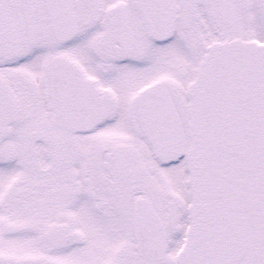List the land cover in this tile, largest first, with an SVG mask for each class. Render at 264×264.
<instances>
[{"label":"snow or ice","instance_id":"snow-or-ice-1","mask_svg":"<svg viewBox=\"0 0 264 264\" xmlns=\"http://www.w3.org/2000/svg\"><path fill=\"white\" fill-rule=\"evenodd\" d=\"M0 264H264V0H0Z\"/></svg>","mask_w":264,"mask_h":264}]
</instances>
